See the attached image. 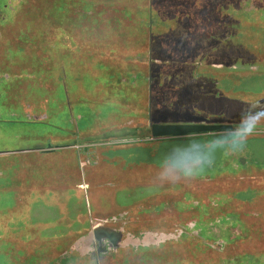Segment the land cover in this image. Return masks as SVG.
Here are the masks:
<instances>
[{
  "label": "rangeland",
  "instance_id": "374dc122",
  "mask_svg": "<svg viewBox=\"0 0 264 264\" xmlns=\"http://www.w3.org/2000/svg\"><path fill=\"white\" fill-rule=\"evenodd\" d=\"M57 5L63 6L62 12ZM263 8L264 0H0V187L5 190L0 200L4 219L16 217L12 226L19 230L27 226L25 237L30 241L44 235L47 247L57 238L63 248L84 231L98 209L128 207L139 215L146 210L142 202L150 199L157 202L158 211L171 206L195 210L209 239L215 238L209 235L213 231L209 222L234 226L242 221L238 213L221 212L220 218L206 220L201 219V212L216 213L225 202L227 210L231 205L242 213L252 210L248 201L262 191L246 190L251 180L247 173L257 166L264 169V120L241 154H218L214 165L197 178L163 187H155L153 180L164 154L189 139L218 134L158 144L152 140L153 145L142 150L118 151L126 162L123 169L143 162L142 172H146L141 181L127 182L118 191L109 187L101 194L72 188L82 183L84 167L81 163L80 179L76 169L69 167L75 147L62 150L61 155L42 154L37 149L56 150L61 145L57 139H72L75 143L67 145L79 144V149L88 146L87 142L144 140L151 137L153 124L234 127L249 106L258 118H264ZM202 20L211 25L204 37L202 27L197 29ZM213 33L218 39L210 41ZM13 50H21L22 57L12 55ZM45 114L48 118L42 120ZM36 118L41 120L36 122ZM50 156L57 160L50 161ZM24 171L35 184L55 176L52 185H57V192L34 191L24 203H17V192L22 186L29 187ZM39 172L46 174L42 178ZM113 179L109 182L114 183ZM97 195L104 197L97 199ZM12 207L17 212L10 214ZM172 212L177 215L175 210L163 214ZM212 225L219 229L216 223ZM248 225V241L237 231L242 235L237 245L241 253L246 246L264 250L259 224ZM221 238L229 241L227 236ZM199 242L194 238L186 248L174 250V261L234 263L229 262L233 258L229 248L225 254L208 249L203 253ZM239 264H264V253L242 257Z\"/></svg>",
  "mask_w": 264,
  "mask_h": 264
},
{
  "label": "flooded vegetation",
  "instance_id": "af4514ba",
  "mask_svg": "<svg viewBox=\"0 0 264 264\" xmlns=\"http://www.w3.org/2000/svg\"><path fill=\"white\" fill-rule=\"evenodd\" d=\"M260 10L262 11L264 8ZM203 26H205V28H203ZM216 26V24L213 25L214 28ZM201 27L202 31L200 35L204 37L206 28L211 27V25L203 23L202 20V23L198 25L197 29L201 30ZM235 28L236 27H234V30L236 31ZM232 30L231 27V31ZM215 36L218 37L216 33H213V35L211 37L209 35L208 38L210 37V41L213 38L217 40L218 38ZM239 36L244 38L245 34H240ZM2 76L3 79L8 82L10 81L9 76ZM9 92L10 95H12L13 90L11 91L9 89ZM13 95L15 96L14 93ZM28 108L30 109L29 106ZM42 118V120L48 118L47 114L43 115ZM39 120L41 119L36 118L35 121L38 122ZM37 151L45 152L44 148H38ZM53 151L54 149L51 147V150L46 152ZM30 187H33L35 190L30 189ZM39 188L40 186H22L21 191L17 192L19 196L16 197V202H20L19 204L24 203L26 195L28 196L34 191L39 194L44 193V191ZM2 191L5 190L0 187V194H2ZM51 192L56 191L54 190ZM187 194L189 193H184L183 195ZM260 196H262V194ZM206 199L204 200L206 201ZM170 200L172 202L174 201L172 199ZM156 205L157 202L152 199L142 202V206H140L146 210L139 215H133L131 209L126 208L123 210L112 209V213L108 215L96 213L92 215L84 231L68 241L63 248L61 247V243L57 242V238H54L53 241L50 242L51 246L48 247L44 235V238H41L39 241H30L27 239L25 237L27 236V226H24L25 228H23V230H19L12 226L16 217L4 219L2 216V208L4 205L0 200V264H93L94 261H96L97 264H188V259H181L175 262L173 259V251L186 248L189 241L194 238L199 239V249L203 250V253L208 249L214 254H225L227 253L226 249L229 248V250H231L230 254H233V258L229 259V262L232 263L234 261L235 264H239L242 257H249L255 253H264L263 249L254 251V249L249 246L248 248L246 246L245 252L241 253L243 250L237 246L243 234L246 238L245 241H248L250 235L248 224H259L258 228L264 235L263 215L251 216L247 211L242 213L240 209H237L236 205H231L229 210H227L229 204L226 202L216 213L214 210L208 212L203 210L201 212V216L203 215L201 219L203 218L206 220L220 218L221 212L240 214L242 221H239L234 226L232 224L223 225L219 220H216V222H209V226L213 229V231H210L209 235L213 233L215 238H217L216 234H219L218 239H220L216 240L213 237L209 239L205 236L203 233L205 223L200 224L197 221V217L200 216L195 210L190 211L184 209V207L171 206L168 210L158 211L157 209L155 210ZM170 210H175L177 215L173 214V212L170 213L173 216L163 214ZM257 210L262 212L264 208L262 209V206H258ZM8 211H10V214L12 211L17 212V210H13V207ZM190 214H194V218L193 216L191 218ZM213 223H216L219 229L213 227ZM244 225L246 226L244 227ZM238 230L242 232V235L237 232ZM232 231L236 233H232ZM221 232L222 234H220ZM229 232L232 235H229ZM43 233L41 232V234ZM223 236H227L229 241L224 242L221 238ZM58 248L60 249L58 250ZM182 256H184V252ZM212 264L217 263L213 262Z\"/></svg>",
  "mask_w": 264,
  "mask_h": 264
},
{
  "label": "crops",
  "instance_id": "0c3cea01",
  "mask_svg": "<svg viewBox=\"0 0 264 264\" xmlns=\"http://www.w3.org/2000/svg\"><path fill=\"white\" fill-rule=\"evenodd\" d=\"M147 139H151V140H147ZM57 140L61 142V145L57 147L56 150L54 149L53 152H46V151H50L51 147L44 148L45 152H39V151L37 152L42 153V154H47V155H53L57 152H60V153H57V155L58 154L61 155L63 154L62 150H70V149H73V147H75L78 152L75 151L76 153L74 152V154L71 155L69 159L70 160L69 167L76 169V173H77L76 177L80 179L81 174L78 175V173L80 172V168H81L80 164L84 163V167L81 169L83 184L82 183L77 184L75 187H72V188H74L76 191L78 189V192L82 190H84V192L86 191L89 192L92 189H94L95 193H99V194H101L102 192L104 193L103 190L109 187L111 189H114L115 191H118L119 189L122 188L123 185H126L127 182L131 184L133 181H138V180L141 181V175L143 176L144 172H146L145 170H143L142 172L143 162L142 164L140 163L139 165H136V166L131 165L128 169H123L126 162L122 159L120 154L118 156V151L119 152L121 151L131 152L134 150H142L141 148H146L148 146L151 147L153 145L149 143L150 141H152V138L151 137L149 138L148 136L144 140L137 137V138H130V139H121V140H116V141L103 140L102 142L100 141L87 142L88 146H85L82 149H79L81 148L80 147L81 145L79 144H75L76 146L67 145V143L71 142L72 139H57ZM164 141H167V140H164ZM72 142L75 143V141H72ZM152 142H156V141L154 140ZM158 143L159 142L157 141V144ZM111 151L117 152V155L110 153ZM53 160H57V156L56 158H52L50 161H53ZM121 161H122V164H120ZM139 167L141 168L139 169ZM252 167H254V165H252ZM257 167L252 168L253 173L251 174L247 173L248 174L247 177L250 178L251 180L246 190H250L253 193L256 191L257 192L262 191V196L260 195L256 197L254 196L247 203V206L252 205L250 206L252 210L250 209L248 210L249 215L251 216L252 215L253 216L263 215L264 216V211L261 212L257 210L258 205L256 204V203L261 204L262 209L264 208V169H260V168L257 169ZM110 172L112 174H110ZM39 173H42V172H39ZM45 174L46 173H42L40 175L43 178ZM24 175H25L26 180H28L29 186H40L39 189H42L44 193L46 191H54V190L57 192V185H54V184L52 185L53 183L52 180L57 175L56 170H55V176H52V178H49V180L44 181L45 183L44 182L41 183L42 182L41 181L35 184L34 183L35 181L33 180L32 175L28 174L26 171H24ZM109 175H111L110 178H109ZM131 175L137 178L135 180H132ZM112 178H114L113 180L115 184L109 182V180ZM54 183H57V182H54ZM30 189H34V188L30 187ZM103 197L104 196L102 195L101 196L97 195L96 198L99 199ZM109 198H110V202L114 201L113 195ZM91 207L94 208V205L91 204ZM125 208H128V207H123L121 210ZM112 209H116V208H113L112 206H110L108 210L98 209L97 211L101 215H108L112 213ZM116 211H119V210H116ZM94 212H92V214H94Z\"/></svg>",
  "mask_w": 264,
  "mask_h": 264
},
{
  "label": "clouds",
  "instance_id": "9594fccd",
  "mask_svg": "<svg viewBox=\"0 0 264 264\" xmlns=\"http://www.w3.org/2000/svg\"><path fill=\"white\" fill-rule=\"evenodd\" d=\"M262 120L264 118H258L249 106L242 111L239 122L233 128L210 139L192 138L185 144L173 146L158 162L153 185L163 187L195 179L214 165L218 154H241Z\"/></svg>",
  "mask_w": 264,
  "mask_h": 264
},
{
  "label": "water",
  "instance_id": "95a60500",
  "mask_svg": "<svg viewBox=\"0 0 264 264\" xmlns=\"http://www.w3.org/2000/svg\"><path fill=\"white\" fill-rule=\"evenodd\" d=\"M233 128L227 124H153L152 140L198 137L209 134H220Z\"/></svg>",
  "mask_w": 264,
  "mask_h": 264
},
{
  "label": "trees",
  "instance_id": "16d2710c",
  "mask_svg": "<svg viewBox=\"0 0 264 264\" xmlns=\"http://www.w3.org/2000/svg\"><path fill=\"white\" fill-rule=\"evenodd\" d=\"M62 8H63V6L61 7V6H58V5H57V11L62 12V11H63ZM54 15H55V14H54ZM56 16H57V15H56ZM20 53H22L21 50H18V51H14V50H13L12 55H14V56H17V55H18V56L22 57V54H20ZM16 54H17V55H16ZM116 80H119V79H116Z\"/></svg>",
  "mask_w": 264,
  "mask_h": 264
}]
</instances>
